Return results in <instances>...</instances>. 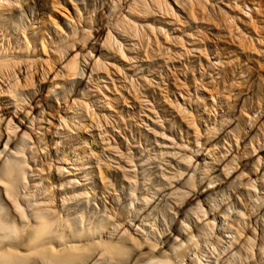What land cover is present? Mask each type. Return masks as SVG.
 Returning <instances> with one entry per match:
<instances>
[{"label": "bare ground", "instance_id": "6f19581e", "mask_svg": "<svg viewBox=\"0 0 264 264\" xmlns=\"http://www.w3.org/2000/svg\"><path fill=\"white\" fill-rule=\"evenodd\" d=\"M119 1L122 0H110V3L115 7H119ZM123 1L126 6H123V9L120 7L121 13L117 17L112 20L109 18L105 23L100 24L95 29V33L91 31L92 27L90 26L89 32H84L75 37L74 40L72 39V43L69 42L66 47L55 46L53 49L54 54L42 65L26 59L23 53V51H31L30 46L34 44L36 39L25 34L22 38H17L16 42H19L17 49L20 55L11 53L10 50L7 52V48L2 43V46H0V81L2 80L5 85L2 87L1 93L17 100L26 88L34 85V71H39L40 67H42L41 78L43 80L48 78V74L49 78L52 76L53 79L63 76L70 78L76 74L83 75L86 68L90 74L105 71L104 73L108 76V68L114 66L110 56L115 59L120 57L131 62L147 63L157 56L158 52H162L168 55L167 59L169 61L180 63L181 59L190 55L193 50L201 51V46L197 45H192V47L180 46L178 50L166 46L161 50L159 35L162 36L163 42L171 41L174 43L173 46L179 45L181 35H174V33L179 31L177 24L186 22V19L181 18L180 13L173 9L168 0ZM174 1L179 6L180 12L186 14V18L195 20L200 15L202 20L219 21L217 16H213L212 12L206 10V7L200 3L201 0ZM240 1L235 0L233 3L226 4L227 9L217 8L219 19L228 29V33L233 34L240 43L249 42L253 44L255 43L253 42L255 41L253 35L246 36L248 30L245 31L244 29L245 22H256L255 14H261V4L256 0H244L241 3ZM14 2L0 0V8H4L8 12L11 8L18 7L21 1L14 0ZM204 2L208 4L211 1L204 0ZM158 14L162 18L158 21V24L145 23L147 21L145 18L149 15ZM191 34L189 35V41L194 40ZM39 36L41 50L46 54V40L40 32ZM199 36H196L198 37V40H196L201 43L202 36ZM262 40V37L256 39L257 43H261ZM88 42L93 45V48L83 53L81 50ZM9 43L11 44L10 41ZM95 51L98 54L92 57ZM72 53L75 54L71 59H68V55ZM78 55L81 56L80 60ZM63 58H65L64 61H62ZM209 64L217 76L223 71L219 67L223 65L222 59L209 61ZM181 65L186 68L185 62L182 61ZM200 67L202 66L200 65ZM217 69L218 71H216ZM212 77L214 76L212 75ZM143 78L144 80L140 83L141 87L152 84L153 78H147V76ZM163 82H165L164 79ZM55 83L56 87H59V83ZM173 86L180 90L178 96L174 89L165 91L166 95H162L164 102L169 101V104H166L171 109V116L176 114L180 120L186 119L187 116L188 119L192 118L189 117L190 111L186 106L187 102L183 90L181 91L180 87L178 88L176 85ZM95 87L98 93L92 94L93 90L89 88L87 96L91 95V97L88 101L73 99L66 105V116L59 119V125L64 126V135L69 133L75 139L79 138V132H93L90 138L92 143H95V137H98L101 145L98 146L100 151L107 150L106 147H114V151L120 154L118 155L119 159L127 158L126 162L133 164V155L127 156L120 151L119 145L114 146L110 142L111 139L113 142L115 139L109 136L110 133L107 127H111L112 131L120 134L119 120L113 115L112 102L103 95L101 86L97 84ZM123 87L127 86L123 85ZM49 92H51L50 89ZM126 93V97L118 94L116 98L123 101L122 103L127 108L132 109L133 106H130L126 100L128 98L135 100V96L142 93L133 83L129 88L127 87ZM171 94L174 97L173 99H170ZM210 96L212 101L211 110L206 106L203 108V112L208 115V118L212 109L216 112V108H219L225 113L222 107L223 101L216 99L214 95ZM197 101L199 103V96H197ZM152 108L155 109V107ZM207 109L210 111L207 112ZM263 112L260 106L255 110L253 116L249 115L247 128L252 129L257 119L263 115ZM25 114L28 116V112ZM219 116L221 117L220 120L214 121L213 127L206 125V120L202 118L201 122L206 127L204 132L200 133L198 131L196 133L197 131L193 130L196 150L190 154L185 153L178 159L176 164L172 166L175 171L172 172L171 176L162 172L164 182L159 187H153L147 194H141V196L130 200L131 214L126 223L120 222V214L115 215L111 212L105 213L103 211L104 217H102L103 215L88 217L82 210H77L73 214L75 206L81 200L83 201L85 198L92 196L90 194L96 190L97 186L92 184L96 183V175L103 186L104 191H102V194L105 190L107 191L103 170L92 165L93 159L99 163V159L96 157L98 152L93 149L88 151L85 147H89V143L84 138L78 143L71 144L61 158L64 163L71 164L74 170L73 173L70 169L68 171L69 175H80L81 179L74 177L60 184L59 205L56 204V196L55 192L52 191V185L45 188L41 187L39 185L41 183L38 181L34 182L33 185L28 181L29 161L35 156L27 157L26 152L31 151L32 147L29 145L27 147L22 146L23 148L19 147L14 152L11 151L10 155L0 164V264H264V227L260 232V236L253 235L257 233L255 232L257 226H251V221L250 223L245 221L247 214L243 211H235L231 216L226 213H218L221 220L217 223V219H211L209 215H212L211 210L217 209L219 204L212 203L209 210L205 207L202 198L210 190L216 189L217 186H214V184L219 179L217 175H214L215 172H220L228 177L238 168V165L234 163L237 158L236 154L233 153V145L229 143L226 147L225 144L228 143L226 138L221 142V149L217 146V142H211L233 123V117L225 114ZM120 119H123V117L120 116ZM1 120L2 118H0ZM31 120H35V117L30 118ZM5 123L7 141L12 139L11 136L32 141V137L28 132H23L20 136L17 134L18 126H11L12 118H9ZM190 124L195 128L197 126L193 119H191ZM32 129L38 131L39 128ZM34 133L37 135L38 132ZM203 133H206L205 137H201ZM231 136L238 147V137L236 135ZM41 138L42 135H38V140ZM202 138L205 140L204 143L201 141ZM124 142L130 144L127 136H125ZM209 142L211 143L209 144ZM56 144H59V139ZM205 144L208 145L204 146ZM249 144L252 152H254L255 149L252 146L253 141L251 139ZM215 149L219 151L214 155L213 151ZM195 155L203 156L204 162L201 166L198 165V162L196 163L197 160H193ZM154 158L156 156H150L146 161L148 162ZM56 170L63 173L66 168L58 166ZM32 172L35 171L32 170ZM30 176H33V174ZM195 176H197V181H195ZM40 178L43 180L42 176ZM258 178H263L262 183H264V173L260 177L251 179V181L255 183ZM148 179L150 178H145L146 181ZM183 179L188 183L192 182L193 192L186 191L177 194V188L172 190L173 181ZM80 180L89 181L87 185L92 187L87 186L86 189L75 188V185L81 182ZM251 186L256 187L254 184H251ZM134 192L135 190L132 191V195ZM172 194L179 196L178 208L180 210L184 206H188V208L184 212L181 211L185 218L180 217L178 219L184 237L178 238L179 236L170 232L168 235L170 238L172 237L174 243L167 244L162 236L165 231L170 229V224L164 223L168 229L157 230V223L154 220L151 221L148 217L150 216L151 207L159 206L166 197H170ZM254 196L252 203L255 204L256 202L264 209V194ZM220 201L223 203V198ZM177 213L178 211L174 216ZM188 217H191L192 220L194 218L195 223H190ZM249 227H251V230L248 229ZM249 233H252V235ZM256 237H259V243H256Z\"/></svg>", "mask_w": 264, "mask_h": 264}, {"label": "rangeland", "instance_id": "374dc122", "mask_svg": "<svg viewBox=\"0 0 264 264\" xmlns=\"http://www.w3.org/2000/svg\"><path fill=\"white\" fill-rule=\"evenodd\" d=\"M10 1L14 2V0ZM20 1L18 7L15 6L8 12L4 8H0V46L3 43V46L8 50L7 52L10 50L11 53L20 55L17 49V44H19V42H16L17 38H22L24 34L32 37L36 40L30 46L31 51H23V53L26 59L35 61L38 65H42L46 60H49L51 55L54 54L53 49L55 46L66 47L69 42L72 43L75 37L84 32H89L90 26L92 27L91 31L95 33V29L100 24L105 23L109 18L112 20L117 17L121 13L120 7L123 9L126 6L123 0L119 1V7L111 5L110 0ZM168 1L173 9L180 13L181 18L186 19V22L177 24L179 31L174 33V35H181L179 40L181 43L179 45L173 46L174 43L171 41L163 42L162 36L159 35L161 50L166 46L175 50L180 49V46H201V51L193 50L190 55L181 59V62H185L186 68L182 65L180 66L181 62L169 61L167 59L168 55L162 52H160L161 54L158 52V55L147 63L131 62L120 57L115 59L110 56L114 66L108 68V76L104 73L105 71L90 74L86 68L83 75L76 74L70 78L63 76L53 79L52 76L49 78L48 74V78L43 80L41 78L42 67H40L39 71H34V85L26 88L17 100L1 93L2 87L5 85L1 80L0 164L10 155L11 151L14 152V150L22 146H31V151L26 152L27 157H35L29 161L28 181L31 185L38 181L42 184L39 185L45 188L52 185V191L55 192L56 196V204L59 205L60 184L74 177L81 179L80 175H69L68 171L71 169L73 172L74 170L71 164L64 163L61 158L71 144L78 143L84 138L89 143V147L85 148L88 151L93 149L98 152L96 157H98L99 163L93 159L92 165L103 170L107 191L105 190L102 194V191H104L102 189L103 186L96 175V183H92L93 186H97L96 190L92 191L90 194L92 196L85 198L83 201L81 200L75 206L73 214L77 210H82L88 217L94 215L98 217L103 215L102 217H104L103 211L105 213L111 212L115 215L120 214V222L126 223L131 214L130 200L141 196V194H147L153 187H159L164 182L162 180L164 178L162 172L171 176L172 172L175 171L172 166L176 164L178 159L185 153L190 154L196 150L193 130H196V133L198 131L200 133L204 132L206 127L201 122L202 118L206 120V125L213 127V122L220 120L221 117L219 115H229L233 117V123L226 128L225 132L218 134V138L211 142H217V146L221 149V142L226 138L228 143L225 146L228 147L229 143L233 145V153L236 154L237 158L234 163L238 165V168L231 174L232 176L228 177L220 172H215L214 175H217L219 179L214 184L217 187L210 190L202 198L204 199L205 207L209 210L212 207V203L219 204L217 209L211 210L212 215H209L211 219L216 218L217 223L221 220L218 217V213H226L231 216L235 211H243L247 214L245 221L248 223L251 221V226H257L255 231L257 233L253 235L260 236V232L264 227V209L263 206L260 207L258 203L255 202L254 204L252 201H254V195L264 194V183H262L263 178H258L255 183L251 179L260 177L264 173V112L257 119L252 129L247 128V126L249 115L253 116L255 110L260 106L264 111V0H256L261 4V14H255L256 22H245L244 29L245 31L246 29L248 30L246 36L253 35L255 40L253 44L249 42L240 43L233 34L228 33V29L219 19L217 8L227 9L225 5L233 3L235 0H210L211 2L208 4L201 0L200 3L206 7V10L212 12L213 16H217L219 20H210V22L209 20H202L200 15L195 20L186 18V14L180 12L179 6L174 0ZM242 1L244 0H241L240 3ZM207 12L205 13L207 14ZM160 19L162 18L159 14L149 15L145 18L147 20L145 23L158 24ZM39 32L46 40V54L41 50ZM190 33H192L193 41H189ZM199 35L202 36L201 43L197 41L198 37L196 36ZM258 37L263 38L261 43H257L256 39ZM187 41L189 42L187 43ZM92 46L88 42L81 51L84 53V51L93 48ZM74 54L68 55V59H71ZM96 54H98L97 51L94 52L92 57H95ZM79 58L81 59L80 55H78ZM216 59H222L223 61V65L219 66L223 70L219 76L214 73L209 64V61H216ZM64 60L65 58L62 61ZM117 68L119 70H116ZM144 76L153 78V82L150 85L146 84L141 87L140 83L144 80ZM163 79L165 82H163ZM55 82L59 83V87H56ZM131 83L136 88H139L142 93L135 96V100L133 98L126 100L134 109L127 108L122 103L123 101L116 98L118 94L126 97L127 87L129 88ZM97 84L101 86L103 95L108 100H111L113 105L111 108L112 113L119 120L121 137L119 133L112 131L111 127H107L110 133L109 136L115 139L114 142L112 139L110 142L114 146L119 145L120 151L127 156L133 155V164L127 163V158L119 159L118 155L120 154L114 151V147H106L107 150L100 151L98 137H95V143H92L90 138L93 132H79V138L75 139L69 133L64 135V126L59 125V119L66 116V105L73 99L88 101L91 97V95L87 96L88 89L93 90L92 94H97L95 87ZM114 85L115 89L117 88L116 90ZM123 85L127 87H123ZM173 85L180 87L181 91L183 90V95L187 102L186 106L190 111L189 117L192 118L188 119L187 116L186 119L180 120L176 114L171 116V109L167 105L169 101L164 102L163 96L166 95L165 91L170 89H174L178 96L180 90L174 88ZM49 89L51 92L48 93ZM210 95H214L216 99L223 101L222 107L225 113L219 108H216V112L213 109L212 113L209 112L212 106ZM197 96L200 97L199 103ZM173 98L171 94L170 99ZM205 106L210 109L209 111L207 109V112L211 114L209 118L203 112ZM152 107H155V109ZM26 112H28V116H26ZM120 116L123 119H120ZM32 117H35V120L30 121ZM9 118H12L11 126H18L17 134L20 136L23 132H28L32 137V141L29 139L22 140L21 137L17 136H11L12 139L7 141L5 122ZM191 119L195 120L196 128L190 124ZM32 122H34V125ZM115 125L117 126V124ZM36 127L39 128L38 131L32 129ZM34 132H38L37 135ZM38 135H42L39 140ZM231 135L238 137V147L235 145ZM125 136L128 137L130 144L124 142ZM205 136L206 133H203L201 137ZM58 139L59 144H56ZM250 139L253 141L254 152H252L249 144ZM201 141L204 143V138ZM207 145L205 144L204 146ZM235 149L237 150L235 151ZM218 151V149H215L213 154L215 155ZM150 156H156V158L147 162L146 159ZM193 160H197L196 163L198 162L199 166L204 162L201 155H195ZM208 160L212 162L210 159ZM49 166L51 167L48 168ZM58 166L64 167L66 170L63 173H59L56 170ZM32 170L35 172H32ZM31 174L33 176H30ZM40 176H42L43 180ZM146 177L150 179L146 181ZM194 178L197 181V176ZM185 179L173 181L172 190L177 188V194H182L186 191L193 192L192 182L188 183ZM80 181L78 185H75V188L86 189L87 186L89 188L92 187L87 185L89 181ZM251 184L256 185V187H252ZM133 190L135 192L132 195ZM222 198L223 203L220 201ZM178 199L179 196L176 194L166 197L159 206L151 207L150 216L148 217V219L157 223V230L168 229L164 223L170 224V229L165 231L162 236V239L166 240L167 244L174 243L172 237L170 238L168 235L170 232L179 236L178 238L184 237L178 219L180 217L185 218L181 211L184 212L188 206H184L180 210L178 208ZM135 204L138 205L137 203ZM177 211V215L174 216ZM188 218L190 223H195L194 218L193 220L190 219L191 217ZM248 229L251 230V227ZM249 234L252 235V233ZM259 242V237H256V243Z\"/></svg>", "mask_w": 264, "mask_h": 264}]
</instances>
